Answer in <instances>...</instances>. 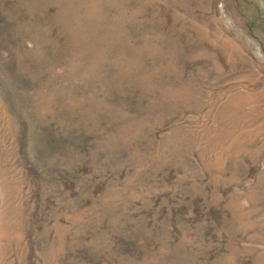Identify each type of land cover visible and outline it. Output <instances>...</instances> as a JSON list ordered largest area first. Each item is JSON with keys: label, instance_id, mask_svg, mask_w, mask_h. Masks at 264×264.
<instances>
[{"label": "rangeland", "instance_id": "obj_1", "mask_svg": "<svg viewBox=\"0 0 264 264\" xmlns=\"http://www.w3.org/2000/svg\"><path fill=\"white\" fill-rule=\"evenodd\" d=\"M3 246L264 264V0H0Z\"/></svg>", "mask_w": 264, "mask_h": 264}, {"label": "bare ground", "instance_id": "obj_2", "mask_svg": "<svg viewBox=\"0 0 264 264\" xmlns=\"http://www.w3.org/2000/svg\"><path fill=\"white\" fill-rule=\"evenodd\" d=\"M10 249H11V248H7V247H5V246L0 247V262H1V264H11L10 261L7 262V261L5 260L6 256H7L8 253L10 252Z\"/></svg>", "mask_w": 264, "mask_h": 264}]
</instances>
